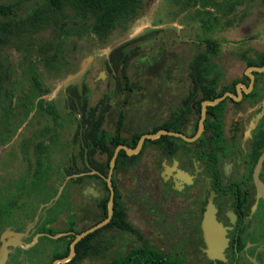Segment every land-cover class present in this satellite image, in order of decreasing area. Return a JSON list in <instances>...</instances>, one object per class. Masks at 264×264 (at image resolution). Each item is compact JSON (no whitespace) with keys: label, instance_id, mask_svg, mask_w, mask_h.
Wrapping results in <instances>:
<instances>
[{"label":"flooded vegetation","instance_id":"1","mask_svg":"<svg viewBox=\"0 0 264 264\" xmlns=\"http://www.w3.org/2000/svg\"><path fill=\"white\" fill-rule=\"evenodd\" d=\"M138 54L100 77L96 100L66 81L44 106L49 140L14 174L0 215V236L21 233L4 264H264V71L193 72L190 59ZM52 139L77 150L48 168ZM76 139L94 143L83 153Z\"/></svg>","mask_w":264,"mask_h":264},{"label":"rangeland","instance_id":"2","mask_svg":"<svg viewBox=\"0 0 264 264\" xmlns=\"http://www.w3.org/2000/svg\"><path fill=\"white\" fill-rule=\"evenodd\" d=\"M140 1L135 17L125 26L114 27L101 40L99 33L93 30L92 19L80 13L68 0H0V7L5 6L0 9L2 217L8 215V207L14 201L11 195L14 174L26 176L28 168L35 165L33 158L39 155L37 144L49 140L40 139L46 125L44 106L60 101L66 81L76 87L85 83L95 100L103 94L106 81L100 77L115 71L111 62L106 64L114 43L155 32L151 39L133 42L129 47H139V58L162 53L167 64L177 63L181 57L189 61L204 47L203 40L210 35L220 45L215 61L225 72L244 68V61L238 58L240 52L264 48V40L250 44L239 42L245 36L263 35L264 18L260 14H264V0H247L231 9L230 4L225 6L228 0ZM213 16L217 22L212 20ZM201 19L211 23L212 32H205ZM88 56L83 74L71 79ZM137 68L133 63L129 70ZM52 140L54 154L46 164L48 168L55 167L56 162L59 164L61 157L65 162L68 153L77 150L72 139ZM60 182L61 179L51 186L50 196L56 193ZM29 262L40 264L41 260L33 256Z\"/></svg>","mask_w":264,"mask_h":264},{"label":"trees","instance_id":"3","mask_svg":"<svg viewBox=\"0 0 264 264\" xmlns=\"http://www.w3.org/2000/svg\"><path fill=\"white\" fill-rule=\"evenodd\" d=\"M80 13L90 17L93 22V30L102 37L101 40H104L105 37L111 32V30L118 26H125L126 23L133 19L138 12V9L141 6L140 0H68ZM247 0H228L227 4L225 2V6H229V9L233 8L235 4H242ZM234 2V3H232ZM232 3V4H231ZM0 9H5L4 7H0ZM8 10H10L8 8ZM213 21L217 22L216 17H212ZM202 20V27L205 32H212L211 23L205 19ZM206 33V34H208ZM155 36V32L146 35L135 37L131 40H124L123 42L116 45L114 48L110 50V59L106 60V64L113 65L115 71H119L120 65L122 66V70H126V66L130 59L138 53V46H134L133 48L129 47L131 43L151 39ZM260 40H264V29L262 36H245L240 39L239 42H248L250 43H258ZM204 47L198 49L189 61V69L190 71H202V72H212L219 71L218 65L215 61V57H217L220 53V45L214 37L207 35L204 38ZM258 49L257 51H255ZM249 49L247 52L242 51L239 53L238 58L244 61L245 66L251 65H263L264 64V48H254L253 53L249 54ZM73 88V87H72ZM80 95L79 97H81ZM83 97V96H82ZM81 97V98H82ZM80 99V98H79ZM80 103V101H75ZM79 141L80 150L84 152H88L94 143V139H76ZM37 150L40 152L43 150L42 147L38 146ZM37 167H40V162H37ZM10 264H17L18 260L15 258H11L9 260Z\"/></svg>","mask_w":264,"mask_h":264},{"label":"water","instance_id":"4","mask_svg":"<svg viewBox=\"0 0 264 264\" xmlns=\"http://www.w3.org/2000/svg\"><path fill=\"white\" fill-rule=\"evenodd\" d=\"M124 41V39H121L120 41H118V42H116V43H114L113 45H112V48H114L116 45H118L119 43H121V42H123ZM111 48V49H112ZM85 62H83L82 63V65L80 66V69H79V71L76 73V74H74V75H72L71 77L72 78H74V77H76V76H78V75H81L84 71H85V69L87 68V63L89 62V56L86 58V60H84ZM253 71H256V72H262V71H264V64L263 65H260V66H258V65H251V66H248L247 68H246V70H245V72H253ZM71 77H69V78H71ZM224 96H221V97H218V98H216V99H214V100H212V101H210V103L211 104H214V103H216V102H218L220 99H222ZM159 133H155V134H147V135H144V136H147V137H154V136H156V135H158ZM142 138L140 139V141H139V143H138V145L136 146V149H138L139 147H140V145H141V142H142ZM125 147V146H123V145H120V147ZM119 147V146H118ZM125 149H127V152H130L131 150H129V148H127V147H125ZM118 151V148L116 149V151H115V155H116V152ZM115 155L113 156V158H112V160H111V166H113L114 165V160H115ZM263 157H264V153H263V155L261 156V158L259 159V162H258V164L260 165L261 164V161H262V159H263ZM110 182V181H109ZM258 183V182H257ZM259 184V183H258ZM105 221H103L102 223H100V224H98V225H96V227H98V226H100L101 224H103ZM82 235H84V234H81L80 235V237L82 236ZM20 236H21V233H17V232H14V231H12V230H9V229H5L3 232H2V234H1V236H0V264H4L5 262H6V260H7V255H8V253H9V249H8V245H10V244H12V245H16V243L15 242H12V240H16V241H19L20 240ZM35 242V240L34 241H32L30 244H27V246H30L31 244H33ZM19 244H20V246H22V247H25L26 245H23V244H21L20 242H18ZM69 257H71V255L70 256H67L66 258H64V259H68ZM64 259H55L54 261H53V264H57L58 262H61V261H64Z\"/></svg>","mask_w":264,"mask_h":264}]
</instances>
